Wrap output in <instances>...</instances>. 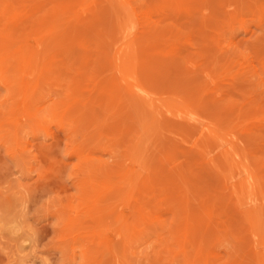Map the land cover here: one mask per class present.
I'll return each mask as SVG.
<instances>
[{"label": "rangeland", "instance_id": "1", "mask_svg": "<svg viewBox=\"0 0 264 264\" xmlns=\"http://www.w3.org/2000/svg\"><path fill=\"white\" fill-rule=\"evenodd\" d=\"M0 264H264V0H0Z\"/></svg>", "mask_w": 264, "mask_h": 264}, {"label": "bare ground", "instance_id": "2", "mask_svg": "<svg viewBox=\"0 0 264 264\" xmlns=\"http://www.w3.org/2000/svg\"><path fill=\"white\" fill-rule=\"evenodd\" d=\"M135 8V7H134ZM127 14V13H126ZM95 24V23H94ZM79 27V26H78ZM57 31V30H56ZM56 33V32H55ZM35 59V58H34ZM135 78V77H134ZM134 78H133V80H134ZM138 79V78H137ZM136 82H138V81H136ZM135 82V83H136ZM133 83V82H132ZM139 84V83H138ZM133 86H135V84H128V87H129V90L131 91V89L133 88ZM137 86V85H136ZM141 88V87H140ZM142 89V88H141ZM143 90V89H142ZM136 91V90H135ZM145 91V90H144ZM148 91V90H147ZM138 92V91H137ZM145 93V92H144ZM136 94H138V93H136ZM136 94H134V96L136 97H134L133 95H131V101H132V103H134V105L136 106L137 104H140V106L142 107V110H144L145 108H146V106L148 105V101H149V99H147V98H150L149 96L146 98L145 96H139V95H136ZM146 94H149V93H147L146 92ZM152 98V97H151ZM153 100V99H152ZM150 102H151V100H150ZM137 103V104H136ZM152 103V102H151ZM154 105V104H153ZM152 106V105H151ZM138 107V106H137ZM137 107H135L136 108V110H137ZM151 108V107H150ZM138 109L140 110V107H138ZM141 110V111H142ZM149 112V111H148ZM142 114H144V113H142L141 112V115ZM149 114V113H148ZM139 115V114H138ZM144 116V115H143ZM133 188V187H132ZM143 207V206H142ZM146 211V210H145ZM142 213V212H141Z\"/></svg>", "mask_w": 264, "mask_h": 264}]
</instances>
